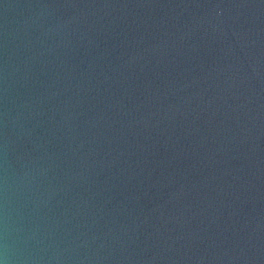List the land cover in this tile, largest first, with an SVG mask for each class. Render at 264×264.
I'll use <instances>...</instances> for the list:
<instances>
[{
	"label": "water",
	"instance_id": "obj_1",
	"mask_svg": "<svg viewBox=\"0 0 264 264\" xmlns=\"http://www.w3.org/2000/svg\"><path fill=\"white\" fill-rule=\"evenodd\" d=\"M0 264H264V0H0Z\"/></svg>",
	"mask_w": 264,
	"mask_h": 264
}]
</instances>
